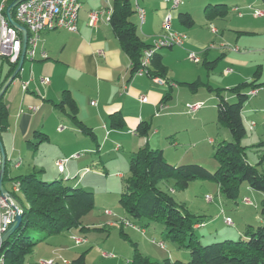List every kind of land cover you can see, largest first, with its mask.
<instances>
[{
	"label": "crops",
	"instance_id": "0c3cea01",
	"mask_svg": "<svg viewBox=\"0 0 264 264\" xmlns=\"http://www.w3.org/2000/svg\"><path fill=\"white\" fill-rule=\"evenodd\" d=\"M80 2L82 8L78 19V32L71 33L66 30H57L42 33L35 58L32 59L26 56L22 71L5 92L4 103L9 113V125L1 133L0 137L7 154L8 163L6 170L8 171V176L7 181H4L3 184L5 189L13 196V183L18 182L15 178L35 172H39L38 176L43 181L52 182L60 179L68 182L66 185L73 187H82L86 190L92 188L90 187L92 184L89 183L92 179L108 175V163L103 160L104 156L99 154V152L104 153L107 148H111L113 145L115 152H110L107 155H117L114 158L109 157V160H112V163H116L118 160L119 164L122 163V168L125 166L126 160H121L120 154L128 158L130 163L133 154L146 145H149L152 149L162 150L168 162L175 166L183 164L189 156L198 160V155H201L200 153L198 154V150L185 151L181 149L182 144L178 142L184 135L190 134L189 127L183 122L184 115H187L188 112L186 114L185 109H181V106L183 102H186V104L210 102L209 106L206 104L205 107L203 106L195 114L207 111L209 108L214 109L215 120L213 118L211 120L214 121L217 127L220 125L217 112L218 98L216 94L215 96L212 95L214 92H210L208 86L213 89H218L219 87H213L210 81L207 80L204 88L208 89L210 93L202 92L198 96L191 95L186 97L185 95L189 92L182 87L187 88L188 86L182 85L183 83H177L178 80L182 79H177L173 75L170 76L169 70H172L171 68L173 67L167 60L174 58L176 67L185 66L184 58L188 55V51L197 50L202 57L200 63L203 64L205 70L211 72L218 67L222 59L233 60L231 59L233 54H226L225 52L231 50L230 47L224 48L223 44H232V41L237 38L234 43L239 46L242 44L243 37L256 35L252 31L253 27L250 24H246L245 16L240 12L239 5L234 6L226 18L208 20L205 16V10L207 6L212 5L210 1L198 0L191 5H187L184 11H181V7L186 6V1L184 0H182L183 3L177 9L172 7L171 0L133 1L135 6L138 4L146 12L143 24H141L137 14L134 16V21L145 42L152 44L155 38L162 33L163 21L168 14L172 15L173 30L185 34L189 39V42L181 48L174 47L167 48L168 50L160 49L159 51L163 64L168 68V78L172 82V87H169L167 84L155 83L147 75L142 77L134 76L131 72L129 56L121 48L110 23L104 17H100L94 26L90 25V14L103 9V0H80ZM9 3H6V9L10 6ZM252 6L249 5L248 8L251 9L253 8ZM203 7H205L203 16L209 25H213L212 27L217 29L216 33L211 32L210 27L207 34L200 33L199 28H195V13L200 18ZM184 12L191 14L193 17L194 25L192 27L184 25L180 20L179 14ZM174 13H176L179 23L173 18V16L175 17ZM231 13L237 14L239 17L238 22L232 19L230 20V25H227L229 28L232 27L230 31L236 36L234 38L225 35L224 29H219L215 25L221 21H227ZM253 17H258L255 12ZM211 33L216 36L214 40H210ZM210 44H215L218 48L208 49ZM212 49L222 51L219 58L210 60V56L213 55ZM236 51L240 52V49H236ZM43 54L46 55L45 58ZM207 62L210 63L209 67L205 65ZM200 63L196 65H200ZM259 67L263 70L262 65ZM261 69L258 70L261 73L260 78L263 76ZM197 70L198 82H203L204 79L201 77L200 68L198 67ZM42 78H49L50 82L43 84ZM234 80L233 78L231 82L225 83L226 87L223 89L229 91L230 87L237 86L235 85L236 83H233ZM253 80L254 78H250L249 81L245 82ZM179 82L189 83L190 81ZM263 82L261 79L259 80V83ZM24 84L28 86L26 90L23 89ZM176 84H178V88L175 87ZM200 89L198 88V91ZM189 91L192 93L197 92V90L194 91L190 88ZM67 92L78 109V119L85 127L91 129L93 136L87 135L75 125L70 117L60 112L56 107V104L63 101ZM256 92L253 97L258 96V90ZM168 93L172 94V99L165 104L163 99ZM142 95L147 96V103L139 101V97ZM229 95H226V97L229 98ZM182 98L183 100L181 101ZM92 102H96L95 105ZM186 104L185 107L187 109ZM161 105H163V108H161ZM245 107L242 117L245 113L250 115L255 113L254 115L264 121V109L261 110V114H257V109L254 111ZM114 114L122 115L123 128H112V115ZM198 118L203 124L202 126L207 127L210 124V121L203 114H200L195 119V122H198ZM142 122H147L151 125L152 131L148 138L142 137L137 133V128ZM252 125H254L253 128ZM248 126L253 131L256 129L257 124L251 120L248 121ZM62 127L63 129H60ZM40 134L48 136L49 140L44 141V136L42 137ZM217 140L218 135L216 139L210 137L209 143L214 144ZM50 147H54V150H51ZM76 154H80V156L71 158ZM40 158L41 161H39ZM65 158H70V160L67 162L64 172H60L57 162ZM97 158L99 159L97 160ZM49 160L54 163L57 171H49ZM117 174L121 178L125 176L124 171H118ZM217 189L220 192L219 186ZM245 189L248 194L253 196V200L256 201L258 199L259 202H262L264 195L261 192L249 186H246ZM246 199L251 202V204L246 203L247 205L258 208V205L250 197L245 198V202ZM107 211H111L115 215L111 209H106L105 214H107ZM257 220L259 224H264L262 216H258ZM248 223L239 231L237 228L234 233L242 237L246 227L251 225V223ZM205 225L206 223L195 227L199 230ZM226 225L228 224L226 223ZM137 231L143 233L142 231ZM62 234L54 235L50 238L53 240L58 239ZM232 234L227 237L224 235V237L233 238ZM45 242L35 247L31 257L35 255L40 257L41 260L52 259L50 256L55 251L54 249L49 251V248H46L45 253L44 251L41 252L40 247ZM58 262L61 263L60 261ZM67 263L70 264L69 261Z\"/></svg>",
	"mask_w": 264,
	"mask_h": 264
},
{
	"label": "trees",
	"instance_id": "16d2710c",
	"mask_svg": "<svg viewBox=\"0 0 264 264\" xmlns=\"http://www.w3.org/2000/svg\"><path fill=\"white\" fill-rule=\"evenodd\" d=\"M11 3L12 1L9 5ZM232 9L233 7L227 4L209 5L206 7L205 16L208 20L226 18ZM14 12L15 8L12 9V16ZM136 14L133 0H114L113 13L109 20L121 48L130 58L133 74L143 67L144 51L152 47V44L145 42L140 34L134 21ZM179 18L188 27L194 25V19L189 13H180ZM159 51L151 57L147 76L151 79L159 78L164 84L172 87V82L168 78V68L163 64ZM209 64L205 63L206 67H209ZM17 66L18 64H11L8 60L2 61L0 89L15 72ZM260 75L258 71L253 81L240 83L229 90L235 102H231L223 94L224 89H213L208 86L209 91L214 92L218 98V122L232 135V141L223 142L217 148L216 158L219 167L216 171H210L196 163L172 165L162 150L152 149L149 145L141 148L131 157L130 175L124 180L125 190L120 199V205L126 213L123 218L141 229L145 227L135 221L148 218L162 224L166 238L177 243L180 249L189 251L191 255V260L188 262L167 259L163 264H264V224L258 227L248 225L244 236L238 241L225 239L203 245L196 236L195 226L203 225L205 216L192 213L185 203L178 202L171 193L159 187L163 181L174 180L178 189L185 190L193 180H203L215 182L219 186L220 193L234 201L239 197L243 184L264 195V172L248 161L247 147L242 146V140L247 135L242 112L250 99L249 93L264 89V82L259 83ZM199 84L198 82L182 85H187L195 91ZM171 99L172 94L168 93L163 103L166 104ZM56 107L70 117L87 135L93 136L91 129L85 127L78 119V109L68 92ZM8 115L3 96L0 100V135L8 128ZM123 126L122 115H112V128H123ZM151 131V125L147 122H142L137 128L138 135L145 138L150 136ZM40 136H44V141L49 140L46 135L40 134ZM257 147L264 148V141ZM7 172L6 170L4 181H7ZM38 173L15 178L21 184V190L19 193H14V196L23 206L24 215L22 225L1 248L0 257H3L4 264H26L35 247L50 237L74 229L82 231L87 229L82 221L95 207L94 193L82 187L64 185L60 179L52 182L43 181ZM261 205V216L264 219V197ZM122 234H125L124 231ZM71 264H86V255L82 254ZM129 264H153V262L135 247L133 259Z\"/></svg>",
	"mask_w": 264,
	"mask_h": 264
},
{
	"label": "rangeland",
	"instance_id": "374dc122",
	"mask_svg": "<svg viewBox=\"0 0 264 264\" xmlns=\"http://www.w3.org/2000/svg\"><path fill=\"white\" fill-rule=\"evenodd\" d=\"M133 1L135 2V0ZM184 1H186V6H182L181 11L186 10L187 5H191L198 0ZM205 1H210L212 5L227 4L231 7L239 5L240 12L245 16L246 24H250L251 27H253L252 31L256 35L243 37L242 44L239 46H236L234 43L237 38L232 41V44H223L230 47L231 50H227L225 52L226 54H233L231 57L233 60L222 59L219 62L218 67H216V69L211 72L205 70L202 63H200V65L194 64L188 58V55H186L184 58V63H186L185 66L176 67L175 59L170 58L167 60V62L173 67L171 68L172 70H169L170 76L173 75L177 77V79H182L178 81L175 80L178 84L184 83L179 81L198 83L197 68H200L201 77H203L205 82H199L200 86L198 88L201 89L199 91L197 89L196 93L189 91V87H182L187 92H189L187 95H185L186 97L191 95L198 96V94L200 95L202 92L208 93V89L204 88L207 80L210 81V84L213 87H219L221 89L225 88V83L231 82L233 78L235 79L233 82L236 83L235 85L249 81L250 78L253 79L258 70L261 69L259 67L261 65L263 67V70L261 69L263 71V76L260 79L261 81H264V18L259 19L258 17H253V14L256 10L264 11V0ZM134 2L133 4L135 7ZM249 5H253V8L249 9ZM204 8L205 7L202 8V15L200 18L198 14L195 13V28H199L200 33L203 32V34H207L209 27L210 31L212 32L211 27L213 25H209L203 16ZM174 15L175 17L173 16V18H175L177 23H179L176 13H174ZM238 18L239 17L237 14L231 13L227 21H221L215 25L218 26L219 29H224L225 35L234 38L236 36L230 31L232 27L229 28L227 25H230L229 23L232 19L238 22ZM210 36V40H214L216 38V36L212 35V33ZM188 40L189 39L187 37L185 44L189 42ZM211 46H213V48H218V46L215 44H210L208 49H210ZM163 49L168 50L167 48ZM236 49H240V52L236 51ZM189 52L200 54L197 52V50H189L188 54ZM211 52L213 55L210 56V60H214L217 57L219 58L222 53L221 50L216 49H212ZM178 84H176L175 87L178 88ZM258 93L259 94L257 97H253L255 95H250V100L246 105L247 109H252L254 111L257 109V114H259L261 110L264 109V89L258 90ZM223 94L228 96L229 91L224 89ZM212 95L215 96V93ZM182 100L183 98L181 101ZM229 100L231 102L236 101L233 96L231 98V95H229ZM185 104L186 102H183L181 109H185L187 114ZM206 104L209 106L210 102L203 103L204 107ZM200 114H203L210 121V124L207 127L202 126L203 124L199 118L198 122H195V119L199 117ZM254 114L250 115L245 113L243 116L248 132L246 137L242 140V146L247 147L246 154L250 163L257 165L258 169L261 172H264V162L261 163V160L264 156V148L257 147L261 142L264 141V121ZM212 118L215 120V111L212 108H209V110L202 113L184 115L183 122L189 127L190 134L184 135L181 140H178V142L182 144L181 149L185 151H191L192 149L198 150V154L200 153L201 155H198V160H195L193 157L189 156L181 165L196 163L206 167L210 171H216L218 169L219 163L216 158L217 148L223 142L232 141V135L226 127L222 125H218L216 127L214 121L211 120ZM251 120L257 124L256 129L253 131L250 130L248 126V121ZM217 135V142L210 144L209 138L213 137L216 139ZM53 148L54 147H50L51 150H54ZM114 148L115 147L113 145V147L107 148L104 153L99 152V154L104 156L103 160L108 163V175H104L103 177L98 176L96 179H92L91 182H89L92 184V186H90L92 188L88 190L93 192L95 195V207L83 218V226L87 229L85 231L74 229L73 231L65 232L59 236L58 239L54 240L49 238L48 241L41 245V252L44 251L45 253L46 248H49V251L54 249L55 251L53 254L51 255L50 253V257L52 258L51 260H54L55 262L57 260V262L60 261L63 264H68L67 261H69L71 264L72 261L77 259L82 254L86 255V264H129L133 259L135 247H138L139 251L150 258L153 264H163L167 259L180 260L183 262L190 261L191 255L189 251L180 249L177 243L166 238V236L163 234L164 227L162 224L154 222L148 218L142 219L141 221H135L137 224L139 223L146 228V234L141 232L139 233L137 231L138 229L133 227L127 228V226L122 224V217L126 216V213L120 205V199L122 193L125 190L124 180L129 176V159L125 156H121V154L119 155L121 160H126L125 166H123V168L122 163L119 164L118 160L116 163H112V160H109V157L114 158L117 157V155L107 154L110 152H115ZM98 159L99 158H97V160ZM39 161H41V158ZM48 165L49 167H47L49 171H57L54 163H52L51 160H49ZM118 171H124L125 176L122 178L119 177L117 174ZM67 183L68 182L63 180L64 185ZM159 187L171 193L178 202L185 203L192 213L205 216L204 218H206V225L201 229L196 230V236L203 245L224 241L225 239L238 241L241 237L237 236L234 232L237 230V228L238 231L239 229H243V227L247 225L246 223H248V221V224L251 223V225L254 227L263 225L259 224L257 220L258 216H261V202H259L258 199L256 202L253 200V196L246 192V184H243L240 195L235 201L226 198L222 193H220L217 189V184L212 181L193 180L187 189L180 190L175 186L174 180H167L161 182ZM247 197H250L253 202L258 205L257 209L254 206L246 204L247 202H245L244 199ZM209 198H211V200H209ZM106 209H111L115 215L105 214ZM226 217H230L234 224L226 225ZM122 231H124L125 234H122ZM231 233H233V238H225L228 235H231ZM224 235L226 236L224 237ZM77 239H82L84 242L81 245H77ZM161 242L164 244V247L160 246ZM42 256L44 255L42 254ZM46 261L48 260H41L40 257L34 255L33 257H28L26 264H42Z\"/></svg>",
	"mask_w": 264,
	"mask_h": 264
},
{
	"label": "built area",
	"instance_id": "2783aa9c",
	"mask_svg": "<svg viewBox=\"0 0 264 264\" xmlns=\"http://www.w3.org/2000/svg\"><path fill=\"white\" fill-rule=\"evenodd\" d=\"M13 0H0V66L3 60H8L11 64H18L22 53V34L20 30L15 28L7 16V2ZM172 7L177 9L183 2L182 0H171ZM104 7L100 11L92 12L90 14V25L94 26L95 23L104 17L109 22L113 13L114 0H103ZM82 4L80 0H25L15 7L13 19L25 27L28 31V48L26 56L34 59L36 50L40 40V36L44 32H51L57 30H66L71 33L78 32V19ZM137 16L141 24L145 22L146 12L145 9L136 4ZM255 15L258 17H264V11L256 10ZM162 33L158 35L152 43V47L149 50L144 51L142 65L143 67L134 73L135 77H142L147 75V68L151 64V57L156 51L163 48L183 47L187 36L185 34L178 33L172 28V15L168 14L162 25ZM211 30L216 33L217 29L211 27ZM224 48H229L227 45H223ZM213 48V46H211ZM45 58L46 55L43 54ZM188 58L195 64L202 61V57L198 53L189 52ZM155 83L164 84L159 78L153 79ZM49 78H42L43 84H48ZM27 84H24L23 89H27ZM257 92L252 91L249 95H255ZM141 103H147L148 98L145 95L139 97ZM96 102H92L95 105ZM203 103L187 104L188 114H195L202 107ZM163 108V105H161ZM254 125H252L253 128ZM60 129H63L60 128ZM80 154H76L71 158H78ZM70 158H65L57 162L58 170L64 172L67 162ZM2 167V153L0 150V172ZM88 171V170H87ZM21 190V184L19 182L13 183V192L19 193ZM211 200V198H209ZM248 204H251L249 199H246ZM18 209L9 197H6L0 189V237L6 230L13 224ZM107 214H112L111 211H107ZM226 223L232 225L231 218H226ZM122 224L127 227H133L145 233L144 229L134 225L127 219H122ZM84 240L77 239L76 243L82 244ZM162 247L163 244H160ZM0 264H4L3 257H0ZM42 264H55L54 260H48Z\"/></svg>",
	"mask_w": 264,
	"mask_h": 264
},
{
	"label": "water",
	"instance_id": "95a60500",
	"mask_svg": "<svg viewBox=\"0 0 264 264\" xmlns=\"http://www.w3.org/2000/svg\"><path fill=\"white\" fill-rule=\"evenodd\" d=\"M23 1H25V0H13L12 3L10 4V6L7 9L8 19L10 20L11 24L15 28L20 30V32L22 34V53H21L20 61L18 63V66H17L15 72L12 74L10 79L0 89V100L5 95V92L9 88V86L14 82V80H16V78L18 77V75L22 71L24 63H25V60H26V53H27V48H28V31H27V29L25 27H23L22 25L17 23L12 17V9L17 7ZM0 150H1V153H2V167H1V172H0V189H1V192L6 197H9L12 200V202L15 204V206L17 207L18 212H19L17 214L13 224L0 237V251H1V248L5 244V242L22 225V220H23V215H24V208L19 203V201L11 193H9L5 189L4 184H3L4 183L5 171H6L8 160H7V154L5 152L1 137H0Z\"/></svg>",
	"mask_w": 264,
	"mask_h": 264
}]
</instances>
